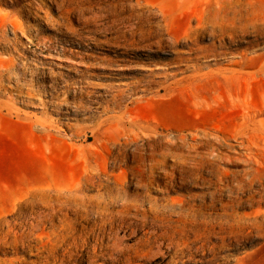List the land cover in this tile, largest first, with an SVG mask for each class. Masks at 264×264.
Returning <instances> with one entry per match:
<instances>
[{
  "label": "rangeland",
  "instance_id": "374dc122",
  "mask_svg": "<svg viewBox=\"0 0 264 264\" xmlns=\"http://www.w3.org/2000/svg\"><path fill=\"white\" fill-rule=\"evenodd\" d=\"M0 264H264V0H0Z\"/></svg>",
  "mask_w": 264,
  "mask_h": 264
},
{
  "label": "bare ground",
  "instance_id": "6f19581e",
  "mask_svg": "<svg viewBox=\"0 0 264 264\" xmlns=\"http://www.w3.org/2000/svg\"><path fill=\"white\" fill-rule=\"evenodd\" d=\"M72 30V29H71ZM128 119V118H127ZM108 121V120H107ZM132 140V139H131ZM109 161V160H108ZM84 196V195H83ZM87 199V198H86ZM16 222V221H15ZM29 227V226H28ZM119 248H120V246H119ZM115 249V248H114ZM116 250V249H115Z\"/></svg>",
  "mask_w": 264,
  "mask_h": 264
}]
</instances>
